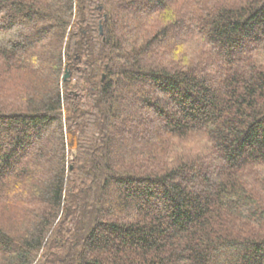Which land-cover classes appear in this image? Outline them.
Instances as JSON below:
<instances>
[{"label":"trees","instance_id":"1","mask_svg":"<svg viewBox=\"0 0 264 264\" xmlns=\"http://www.w3.org/2000/svg\"><path fill=\"white\" fill-rule=\"evenodd\" d=\"M0 264H264V0H0Z\"/></svg>","mask_w":264,"mask_h":264},{"label":"water","instance_id":"2","mask_svg":"<svg viewBox=\"0 0 264 264\" xmlns=\"http://www.w3.org/2000/svg\"><path fill=\"white\" fill-rule=\"evenodd\" d=\"M69 76H70L69 72H66V74H65V80L68 79ZM71 169H72V167H71Z\"/></svg>","mask_w":264,"mask_h":264}]
</instances>
